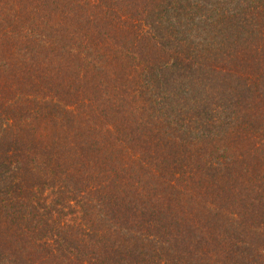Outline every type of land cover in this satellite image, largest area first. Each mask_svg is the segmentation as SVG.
<instances>
[{"label":"trees","instance_id":"trees-1","mask_svg":"<svg viewBox=\"0 0 264 264\" xmlns=\"http://www.w3.org/2000/svg\"><path fill=\"white\" fill-rule=\"evenodd\" d=\"M0 264H264V0H0Z\"/></svg>","mask_w":264,"mask_h":264}]
</instances>
